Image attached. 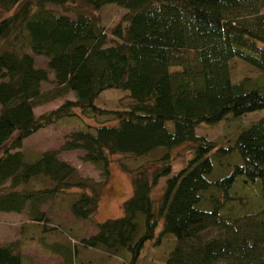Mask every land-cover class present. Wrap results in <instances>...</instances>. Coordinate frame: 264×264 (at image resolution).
I'll use <instances>...</instances> for the list:
<instances>
[{
	"label": "trees",
	"instance_id": "trees-1",
	"mask_svg": "<svg viewBox=\"0 0 264 264\" xmlns=\"http://www.w3.org/2000/svg\"><path fill=\"white\" fill-rule=\"evenodd\" d=\"M83 1L89 10L75 0H0V211H25L37 225L23 237L56 253L54 264H77L80 247L136 264L160 221V234L175 239L163 264H264V200L244 202L250 192L240 182H257L264 195V114L223 141L196 132L199 123L264 108V0ZM106 3L125 9L109 30L97 12ZM234 58L255 73L233 80ZM110 89L131 101L98 103ZM69 92L74 98L35 112ZM48 125L71 127L59 147L24 146ZM70 150L102 179L60 157ZM118 154L132 193L121 215L95 222ZM48 202L93 219L96 231L47 241L59 227L45 223ZM0 264L37 263L12 241L0 244Z\"/></svg>",
	"mask_w": 264,
	"mask_h": 264
},
{
	"label": "rangeland",
	"instance_id": "rangeland-1",
	"mask_svg": "<svg viewBox=\"0 0 264 264\" xmlns=\"http://www.w3.org/2000/svg\"><path fill=\"white\" fill-rule=\"evenodd\" d=\"M83 8H89L84 4L83 0H75ZM125 11L124 8L118 6L115 3H106L98 12L103 22L106 24L107 30H109L114 24L118 22L122 13ZM2 12H0V16ZM36 63L39 66H46V59L42 55L36 56ZM232 79L237 80L246 74H254L255 70L250 64L239 58H234L230 62ZM51 79L53 78V72H50ZM51 86V82H46L43 84V88ZM66 98H74L73 93L69 92L65 96L56 98L50 102L35 106V112L40 113L47 109L54 108L61 104ZM100 100V102H99ZM97 99L98 103H102L105 106L111 107H122L128 105L131 101L128 93L125 91H117L115 89L106 90L101 94L100 99ZM264 114V108L256 109L247 112L241 116H233L228 114L226 117L221 119L216 123H207L202 122L196 126V132L201 135H205L210 139H216L223 141L228 138V135L234 133L240 126L255 120ZM71 127L67 126H58V125H48L46 127L40 128L34 133L30 134L27 138L24 139V146L31 150H43L50 147H59L62 139L67 131ZM187 145V144H186ZM185 144L177 145L172 149V153L183 151L186 147ZM80 150H70V151H61L60 157L68 160L78 169L79 173L83 176H90L95 180H101L99 170L89 161H83L80 159ZM110 163V174L107 180L104 183L101 200L97 212L94 215L95 222L102 221L110 217H116L122 213V202L132 193L131 186V177L130 173L123 169L120 164L122 158L121 155H115ZM156 154L154 155L155 158ZM151 158V156L149 157ZM130 164H134L137 160H132L128 157ZM140 162H148L146 158H141ZM139 162V163H140ZM177 168L179 167L176 165ZM163 180H160V183L155 189V194L161 191V184ZM243 182L244 187L248 188L247 198H244L243 201L247 202L250 206H256L260 201L264 200V195L258 197V183L255 182ZM236 189V190H235ZM234 192H245L240 190L238 187H234ZM246 193V192H245ZM247 194V193H246ZM52 203H45L42 205L43 210L46 212L45 220L48 227H53V225L58 224L59 227L46 231L45 238L47 241L60 240V235H62L65 240L66 237L78 236V233L91 234L96 231L95 223L93 219H84V220H75L74 217L70 214L69 209L66 207L63 210H55L52 207ZM258 206V205H257ZM256 206V207H257ZM72 223V224H69ZM93 223V224H92ZM35 223H32L29 215L25 212H14V211H0V244H7L12 241H20V250L31 256L34 259V262L37 264H54L60 260V257L52 252L47 250L36 237L26 238L23 235L28 233L30 229H34ZM162 227V221L157 225L156 233L154 238L149 239L145 242L144 247L137 259L136 264H163L166 257L169 254V251L174 243V236L172 233L160 234ZM36 228V226H35ZM173 243H172V239ZM76 243V240L75 242ZM84 252L81 254L85 257H90L93 260V264H122V260L114 255H102L101 252L95 249H83ZM79 255L77 264L83 263V256Z\"/></svg>",
	"mask_w": 264,
	"mask_h": 264
},
{
	"label": "crops",
	"instance_id": "crops-1",
	"mask_svg": "<svg viewBox=\"0 0 264 264\" xmlns=\"http://www.w3.org/2000/svg\"><path fill=\"white\" fill-rule=\"evenodd\" d=\"M61 260H62V259L60 258V260H59L58 262H61Z\"/></svg>",
	"mask_w": 264,
	"mask_h": 264
}]
</instances>
